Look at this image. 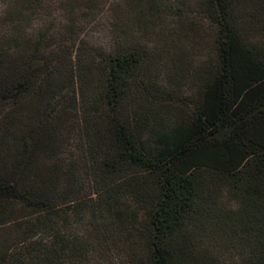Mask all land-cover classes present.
Instances as JSON below:
<instances>
[{
    "label": "trees",
    "instance_id": "trees-1",
    "mask_svg": "<svg viewBox=\"0 0 264 264\" xmlns=\"http://www.w3.org/2000/svg\"><path fill=\"white\" fill-rule=\"evenodd\" d=\"M0 264H264V0H1Z\"/></svg>",
    "mask_w": 264,
    "mask_h": 264
},
{
    "label": "rangeland",
    "instance_id": "rangeland-1",
    "mask_svg": "<svg viewBox=\"0 0 264 264\" xmlns=\"http://www.w3.org/2000/svg\"><path fill=\"white\" fill-rule=\"evenodd\" d=\"M3 7L4 2L0 0V13ZM191 243L194 262L197 264H224L229 258L228 243L222 239L200 234Z\"/></svg>",
    "mask_w": 264,
    "mask_h": 264
}]
</instances>
